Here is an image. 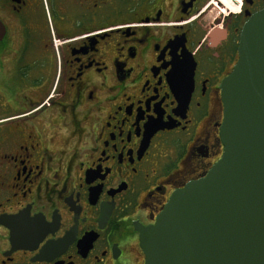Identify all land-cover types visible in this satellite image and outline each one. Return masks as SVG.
Masks as SVG:
<instances>
[{
    "label": "flooded vegetation",
    "instance_id": "obj_1",
    "mask_svg": "<svg viewBox=\"0 0 264 264\" xmlns=\"http://www.w3.org/2000/svg\"><path fill=\"white\" fill-rule=\"evenodd\" d=\"M264 0H0V264H145L140 229L223 156L221 87Z\"/></svg>",
    "mask_w": 264,
    "mask_h": 264
},
{
    "label": "water",
    "instance_id": "obj_2",
    "mask_svg": "<svg viewBox=\"0 0 264 264\" xmlns=\"http://www.w3.org/2000/svg\"><path fill=\"white\" fill-rule=\"evenodd\" d=\"M221 91L223 156L140 229L145 264H264V11L244 26Z\"/></svg>",
    "mask_w": 264,
    "mask_h": 264
}]
</instances>
